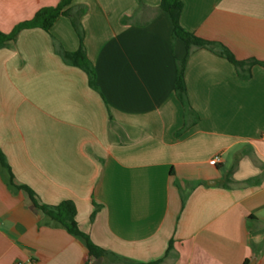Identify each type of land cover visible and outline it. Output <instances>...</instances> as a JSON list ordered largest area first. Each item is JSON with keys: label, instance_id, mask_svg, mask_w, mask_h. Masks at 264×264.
Masks as SVG:
<instances>
[{"label": "crops", "instance_id": "1", "mask_svg": "<svg viewBox=\"0 0 264 264\" xmlns=\"http://www.w3.org/2000/svg\"><path fill=\"white\" fill-rule=\"evenodd\" d=\"M182 1L186 30L264 62V0ZM59 2L0 0V30ZM160 3L72 0L86 7L95 86L59 52L80 47L67 16L0 48V149L15 182L42 203L72 200L79 228L120 258L90 257L0 170V264H264V65L193 48L186 113V46Z\"/></svg>", "mask_w": 264, "mask_h": 264}, {"label": "trees", "instance_id": "2", "mask_svg": "<svg viewBox=\"0 0 264 264\" xmlns=\"http://www.w3.org/2000/svg\"><path fill=\"white\" fill-rule=\"evenodd\" d=\"M71 4L72 0H60L57 5L43 6L35 13L33 18L18 23L12 29L11 32L6 33L0 30V48L7 46L10 41L15 40L20 31L23 29L39 27L46 31H50L51 27L54 25V23L58 20L60 16H67L70 18L72 25L80 38V47L78 50L73 52H69L63 49H60L59 52L65 62L82 68L88 74L90 85L95 86V69L84 47L85 31L80 21L81 16L86 12V7L82 5L72 6ZM183 7L184 3L182 0H161L160 3V8L166 11L170 16L173 27V37L182 39L186 46V55L179 61L178 64V73L175 82V92L178 99L183 104L186 113H189L190 111H193V109L187 99L185 67L188 57L193 48L199 47L212 50L218 53L219 55L225 57L231 63L241 69H244L245 66L250 67L253 64L264 65V62L255 58H251L248 60H239L238 58H236L233 52L222 42L208 40L186 30L181 24V14ZM0 170L6 173V182L10 186V188L14 190L23 189L27 192L33 205L44 213L46 217V224L63 227L70 234L79 238L88 249V254L90 257L100 258L110 255L111 258L115 261L117 259H120L118 255L112 254L108 250L95 244L91 240L90 236L79 228L76 219L77 209L75 203L72 200H64L59 204L42 203L38 199L36 192L32 190L29 186L24 184H17L15 182L14 174L11 170V167L7 162L6 156L1 149ZM117 262L118 261H116V263ZM159 263L160 260L148 264ZM130 264L135 263L131 262Z\"/></svg>", "mask_w": 264, "mask_h": 264}, {"label": "built area", "instance_id": "3", "mask_svg": "<svg viewBox=\"0 0 264 264\" xmlns=\"http://www.w3.org/2000/svg\"><path fill=\"white\" fill-rule=\"evenodd\" d=\"M219 160V156H214L213 159L210 160V163L216 164ZM16 264H35L34 260L28 258L25 261L24 260H18Z\"/></svg>", "mask_w": 264, "mask_h": 264}]
</instances>
